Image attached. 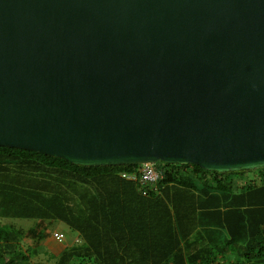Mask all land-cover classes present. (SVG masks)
Returning a JSON list of instances; mask_svg holds the SVG:
<instances>
[{
    "label": "water",
    "instance_id": "water-1",
    "mask_svg": "<svg viewBox=\"0 0 264 264\" xmlns=\"http://www.w3.org/2000/svg\"><path fill=\"white\" fill-rule=\"evenodd\" d=\"M0 147L264 169V0H0Z\"/></svg>",
    "mask_w": 264,
    "mask_h": 264
},
{
    "label": "trees",
    "instance_id": "trees-1",
    "mask_svg": "<svg viewBox=\"0 0 264 264\" xmlns=\"http://www.w3.org/2000/svg\"><path fill=\"white\" fill-rule=\"evenodd\" d=\"M161 166L160 190L144 196L122 177L138 165L0 147V264H264V169ZM50 239L71 244L57 254Z\"/></svg>",
    "mask_w": 264,
    "mask_h": 264
},
{
    "label": "built area",
    "instance_id": "built-area-1",
    "mask_svg": "<svg viewBox=\"0 0 264 264\" xmlns=\"http://www.w3.org/2000/svg\"><path fill=\"white\" fill-rule=\"evenodd\" d=\"M166 169L161 163L142 164L132 172H125L122 177L126 180L139 183L143 187V195L147 196L150 192L159 191V183L166 178ZM54 238L63 242L65 236L63 233L55 232Z\"/></svg>",
    "mask_w": 264,
    "mask_h": 264
},
{
    "label": "crops",
    "instance_id": "crops-1",
    "mask_svg": "<svg viewBox=\"0 0 264 264\" xmlns=\"http://www.w3.org/2000/svg\"><path fill=\"white\" fill-rule=\"evenodd\" d=\"M58 229L59 230H63V229H65V226H63V225H59V227H58ZM71 244V243H70ZM70 244H68V245H64V246H61V245H59V244H57L56 243V241H54V240H52V239H50L49 240V242H48V246H49V248H51L52 249V251L53 252H55V253H60V251L66 246H70Z\"/></svg>",
    "mask_w": 264,
    "mask_h": 264
},
{
    "label": "rangeland",
    "instance_id": "rangeland-1",
    "mask_svg": "<svg viewBox=\"0 0 264 264\" xmlns=\"http://www.w3.org/2000/svg\"><path fill=\"white\" fill-rule=\"evenodd\" d=\"M13 221H16V222H21L20 224H22L23 226H28L30 224V221L29 220H22V219H16V220H13ZM48 245V243L44 244V248H46ZM44 258H46L45 256H43Z\"/></svg>",
    "mask_w": 264,
    "mask_h": 264
}]
</instances>
